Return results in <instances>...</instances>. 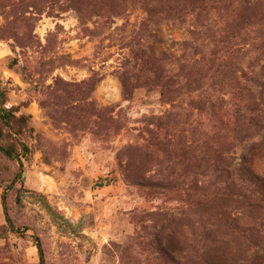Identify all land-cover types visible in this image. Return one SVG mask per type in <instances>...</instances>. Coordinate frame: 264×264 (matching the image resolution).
I'll use <instances>...</instances> for the list:
<instances>
[{
	"label": "rangeland",
	"instance_id": "obj_1",
	"mask_svg": "<svg viewBox=\"0 0 264 264\" xmlns=\"http://www.w3.org/2000/svg\"><path fill=\"white\" fill-rule=\"evenodd\" d=\"M160 3L0 0V264H264V0Z\"/></svg>",
	"mask_w": 264,
	"mask_h": 264
},
{
	"label": "trees",
	"instance_id": "obj_2",
	"mask_svg": "<svg viewBox=\"0 0 264 264\" xmlns=\"http://www.w3.org/2000/svg\"><path fill=\"white\" fill-rule=\"evenodd\" d=\"M160 4H157L155 8H160L159 11L157 9V13L155 15V20H160L163 17H167L169 19H182L184 17H192L195 18V23L200 24L201 28H204L205 22H209L213 17L212 14L208 12V3L210 0H160ZM198 27V25H197ZM234 36H232L229 32L227 35H224L221 37V40L217 43V47L215 50L213 49L212 56H215L218 54V52L224 51L227 53L230 50V54L234 55L237 54L238 51H236L233 48V45L229 46L231 43V40ZM222 46L221 50H217L218 46ZM241 74V78L244 79L245 83L244 85L241 84L242 81H237V85L245 91H249V87L251 85L256 84V81H254V78L248 74L244 69L242 71H239ZM8 92L7 89L4 87H0V139L3 138L4 132L2 130V127H7L10 125V120H16L17 117L14 115V109L13 107H6V103L8 101ZM259 107L256 104L254 106V111H258ZM21 119V118H19ZM16 149L22 151L25 153L27 146L23 144L20 140H13L9 148L7 149H1L4 154L7 156H10L14 152H16Z\"/></svg>",
	"mask_w": 264,
	"mask_h": 264
}]
</instances>
